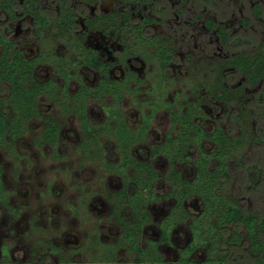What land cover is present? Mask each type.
<instances>
[{"label": "rangeland", "instance_id": "obj_1", "mask_svg": "<svg viewBox=\"0 0 264 264\" xmlns=\"http://www.w3.org/2000/svg\"><path fill=\"white\" fill-rule=\"evenodd\" d=\"M23 1L18 0V3ZM37 1L45 13L51 19L54 18L58 0ZM75 1L71 0V4ZM102 1L104 7L110 5V0ZM167 2L169 4L164 5L166 7L163 22L155 23V28L151 29V32L157 31L172 37L171 45L175 55L164 71L159 69L156 61L149 57L148 53L145 55L146 67L140 75L144 77V81L138 87L140 92L130 91L124 87V96L120 103L128 124L130 127H136L141 112L148 110L137 105L143 97L176 101L181 105L184 101L188 102L195 98L198 87L202 89L199 95H205L206 98L200 102L210 108L212 114L210 127L208 125L206 127L212 129L216 124L223 127L231 136L239 135L240 128L232 121L237 111L235 105L231 102L222 105L215 102L203 87L209 82L212 83L218 74L229 88L243 85L245 79L241 73L232 68L218 71L215 66L230 55L255 52L257 44L264 39V16L256 17L252 9L255 4L264 7V0ZM89 7L91 9L92 6ZM157 7L160 6L156 5L154 8ZM176 7L180 8L183 15H180V11L176 12ZM0 14H3L0 16L2 34L6 38H14L16 45L22 48L23 54L30 56L34 53L37 44L28 35L32 29L29 27L31 17L26 16L12 21L3 12ZM150 14H153L152 11ZM209 20L213 23L210 29L206 25V21ZM220 25L231 36L240 37L242 44L237 46L222 44L215 31ZM97 35V32L89 33L84 40L85 44L99 47L101 40ZM43 37L37 43L46 50L63 46L62 39L55 35ZM133 49L134 55L140 57L143 47L134 44ZM50 70V68L46 71L39 70L37 75H48ZM84 76L89 83H94L97 77L90 71L84 72ZM126 85L128 88L132 87L133 81ZM7 94L8 85L0 83V97ZM241 96L251 112L246 125L248 137H262L264 80L258 85L245 87ZM39 106L42 113L50 114L61 122L58 152L54 153L48 145L37 146L34 143L32 138L42 127L39 118L28 122L29 130L16 141L15 152L20 155L18 158L0 150L4 190L0 200L5 202V206L0 202V264H28L32 260L42 264H57L60 261L71 264H99L96 259L98 257L92 252L89 253L88 249L92 248L90 242L95 236L103 242H112L117 237V229L107 216L108 208L102 196L104 190L109 192L117 190L120 178L101 171L94 163L82 162L79 159L76 144L80 136L74 115L60 118L59 109L44 97L39 98ZM88 116L93 122L103 118V111L96 101L91 100L88 103ZM151 127L148 138L142 145L146 152L144 156L139 154L140 157L150 158L148 145L161 142L165 132L169 130V117L163 109L157 111ZM203 148L212 150L208 142L203 144ZM106 152L107 155H114L112 144L106 143ZM188 154L194 159L196 150L192 149ZM153 162L157 171L162 173L167 170L166 158L158 157ZM228 164L230 178L229 182H225L222 193L235 200L244 211L264 215V144L250 139L243 149H239L228 158ZM176 169L181 171L186 179L191 178L194 173L191 162L177 163ZM252 170L255 172L253 176H249ZM156 187L158 195H165L168 191V184L165 182H159ZM186 204L190 213L200 208L199 202L194 198L189 199ZM171 206L172 202L165 198L149 205L151 223L145 229V239L158 238V223ZM231 232L245 235V230L241 226L228 228L226 237ZM188 239L186 227L179 226L173 232L172 245L182 247ZM50 246L57 247L59 251L49 253ZM245 248L246 245L241 244L239 247L229 249V264H251ZM5 250L8 256L5 255ZM161 252L164 264H177L174 248L164 245L161 246ZM47 253L50 255L45 257L44 254ZM202 258V253L193 257L195 261ZM129 261L121 251L117 264H131Z\"/></svg>", "mask_w": 264, "mask_h": 264}, {"label": "trees", "instance_id": "obj_2", "mask_svg": "<svg viewBox=\"0 0 264 264\" xmlns=\"http://www.w3.org/2000/svg\"><path fill=\"white\" fill-rule=\"evenodd\" d=\"M83 1L92 2L94 0ZM135 1L141 3L152 0ZM58 2L60 12L54 21L49 20L47 13L37 0H24L22 3H18V0H0V12L11 19L17 17L16 12L18 11L29 13L34 19L35 34L40 37L48 31V27L53 30L60 28L64 34H69L74 18L71 13L72 8L68 5V0H58ZM252 10L255 16H264L262 5L255 4ZM108 20L106 17L99 16L90 20V24L93 27L97 25L104 30L107 24L110 25L111 21ZM212 26L210 22V27ZM218 34L223 43L232 46L242 44L240 37L230 36L222 26ZM137 37L145 41L148 47L156 45L155 56L161 67L169 62L172 51L168 42L155 43L152 39H145L140 33ZM80 51L85 52V49L80 48ZM41 54L33 60L25 59L14 47V42L2 34L0 23V83L8 85V94L0 97V150L17 158L16 141L26 132L29 120L40 116L37 97L42 94L54 99L58 97L55 86L50 83L40 84L33 78L35 64L45 59ZM80 55L82 54L78 56ZM51 56L50 58H53L55 54L52 52ZM56 61L59 62L58 74L63 78L65 85L61 89L62 98L59 99L61 106L66 113L75 114L80 129L81 137L76 147L80 160L94 163L101 171L117 175L122 183L119 191L106 196L111 208L110 217L120 228L119 242L108 245V249H105V246L99 244L96 238L91 240V246L98 248L103 246L101 253L103 261H110L112 250L120 246L134 252L140 259H157L154 257L155 244L153 242H148L146 247H142L141 232L150 222L149 203L158 201L156 183L163 179L170 185L167 197L174 200V205L159 224L160 241H169L174 227L186 225L191 234V243L186 254L189 255L195 249L204 250V264H229V249L239 247L241 244L246 245L245 252L251 264H264V215L259 216L251 211H244L235 200L233 201L222 193L225 182H229L230 178L226 158L244 143L243 136L228 137L221 127H217L211 134L202 132L192 121L195 115L200 114L196 101L183 103L177 109L175 106L179 103L177 104L176 101L138 103L139 107L148 106L149 111L143 113L137 127L131 128L120 107L124 87L130 90L127 85L110 81L107 75H104L96 86L89 87L80 82L78 90L70 94L66 87L68 82L75 77L69 72L70 67H74L73 61L68 62V67L63 66L62 61L57 58ZM83 61L95 70H103L105 66L93 51L86 52ZM224 62L225 66L234 67L245 76L246 85H255L264 78V40L255 53H238ZM198 90L199 88L196 89L197 92ZM106 94L112 99L108 104L104 102ZM210 94L222 100L234 102L238 100L240 90L226 88L218 74L215 77V83L210 86ZM89 98L96 99L103 107L106 117L101 123L93 124L87 117L86 106ZM159 108L167 112L170 129L162 144H153L150 148L152 157L163 155L168 159L169 168L163 174L155 169L152 159L145 160L136 154L144 156L145 149L138 145L144 143L150 129L151 119ZM43 120L44 128L34 137V142L37 146L49 144L56 153L59 124L50 117H43ZM202 139L211 140L216 148L211 153L199 149L193 161L194 177L191 180L183 179L173 165L175 162L188 160L190 157L186 152L189 145H199ZM254 139L264 142V134L262 138L255 137ZM106 143L114 145L116 158L107 155L104 147ZM254 169H256L255 166ZM254 172L255 170H252L249 176H253ZM3 191L0 181V197ZM191 196L197 197L202 203V212L196 217L190 216L183 206V203ZM0 202L5 206V202L2 200ZM237 226L244 228L245 235L231 232L226 237L228 228ZM55 250L50 246L48 252ZM46 255L49 253L44 254L45 257ZM33 264H42V262H33Z\"/></svg>", "mask_w": 264, "mask_h": 264}, {"label": "flooded vegetation", "instance_id": "obj_3", "mask_svg": "<svg viewBox=\"0 0 264 264\" xmlns=\"http://www.w3.org/2000/svg\"><path fill=\"white\" fill-rule=\"evenodd\" d=\"M167 1L168 0H152V1L141 2L140 3V2L135 1V0H127V1L126 0H110V2H109L110 5L109 6L107 5L108 7H104L102 0H94L92 2H85L83 0H76L74 4H71V0H68V2H69L68 5L71 6V8H72L71 13H72V15L74 17L73 18V25H72V28L70 30V33L69 34H64L60 28L57 29V30H53V29L48 27V31L44 32L43 35H50V36L55 35L56 37L61 38L62 41L64 42L63 46L61 48H56V49L55 48H51V49H48V50L40 47L39 44L37 43L39 40L41 41L42 37H40V36L35 34L36 28H34V19H33V17L29 13H23L21 11H18L20 13L16 12L17 17L15 19H12V21H16V20L24 18L26 16H30L31 17L32 22H30L29 27H31L32 29L29 31L28 35H30L32 37V39L35 42V44H37L36 45L37 47L35 49V52L32 53L30 56H28L26 54H23L22 48H20V47H18L16 45V43L14 41V38L13 39L12 38L11 39L7 38V39H9V40L14 42V47L17 48L19 50V52L21 53V55L27 60H33V59L39 57L40 54L42 53L41 55H43V57L45 59L42 60V61H39V62H37L35 64V66L33 68V73H32L33 78H34V80L36 82H38L40 84L50 83L51 85L55 86L57 88V95H58L57 99L50 98V97H48V96H46L44 94L39 95L37 97V106H38V111L40 113V116L30 119L29 122L31 120H33V119L39 118L42 121V127L40 128V130L37 133L34 134V136L32 138L33 141H34V137L36 135H38L44 128V124L45 123H44L43 117H50L52 120H55V121L58 122V124H59V132H58L57 143H58V140H59V137H60V133H61V129H62L61 122H60L59 119L54 118L50 114H45V113H42L40 111V106H39V98L40 97H44L45 99H47L50 102H52L53 104H55V106L59 109L58 114H59L60 118H63L65 116H67V115L72 114V115H74V117H75V119L77 121V118H76L74 113H66L64 111L63 107L61 106V101L59 99L62 98L61 97V93H62L61 89L64 88L65 85H64L63 78H61L59 76V74H58V69H59L58 68V65H59L58 63L59 62L56 61V58L59 59L60 61H62L63 66H67L69 61H73L74 67H70L69 72L73 73L75 75V77L72 78L68 82L67 87H66V90L70 94H74L78 90L80 82H83L84 84H86L89 87L96 86L98 84L99 80L104 77V75H107V78L110 81H114L116 83L119 82V83L125 84V85L128 84V82H132L133 81V86L129 87L130 90L131 91L135 90L136 92H140V90L138 89L139 84L144 81V77H142L140 75H141V73H143V71H144V69L146 67V63L144 62V58H145V55L147 53H148L149 57H152L156 61V64H157V66L159 67V69L161 71H164L167 68L168 64L172 61V59H173V57L175 55V51H174V49H173V47L171 45L172 44V41H171L172 37L166 36V35H162L161 33H158L157 31L151 32V29L155 28V26H154V25H156L155 23H162L163 22V14L165 12V7H166L164 5H166V4L168 5L169 4ZM179 1L181 3H184L187 0H179ZM150 4H152V6ZM156 5H159L160 7L154 8ZM89 6H92L91 9H90ZM176 8H177L176 12L178 13V11H180V8L179 7H176ZM56 11L57 12L55 13L54 18L51 19L48 16L49 20L54 21L56 16H57V14L60 12L59 2L57 3ZM150 11H152L153 14H150ZM158 13H160V14H158ZM181 14L183 15V12H181L180 15ZM99 16L100 17H106L107 20L109 19L108 20L109 22L111 21L110 25L107 24V26H106V28L104 30L99 28V27H97V25L95 27H93L90 24L91 23L90 20H93V19H95V18H97ZM206 25L210 29V20L206 21ZM220 26H217V28L215 29V31L217 33V37L219 38V40H220V42L222 44H227V43H223L221 41L220 36L218 34V30H219ZM223 30L225 32H228L224 28H223ZM91 32H97V34H98L97 37H98V39L100 38V40H101V44H100L99 47H90V46L85 44L84 40L87 37V35L89 33H91ZM139 33L145 39H152V41L155 42V43H160L161 41L163 43L168 42L169 45H170L171 51H172V56H171V59L169 60V62H167L163 67H161L159 62H158V60H157V58H156V56H155V46L156 45L153 44L152 47L151 46L148 47V45H147V43L145 41H141L140 38L137 37V35ZM229 35H230V33H229ZM43 38H45V36ZM262 41L257 44V49L255 50V52L258 50V47L262 43ZM134 44L135 45H139V46L141 45L143 47V52L141 53L140 57L137 56V55H134V49H133V45ZM80 48L85 49V52H81ZM90 51L95 52L96 56L101 59L102 63L105 65L103 67V70H95V69L87 66L86 64H84V61H83L84 60V55H86V52H90ZM52 52L55 54V57L50 58V57H52L51 56ZM239 53H241V52H239ZM79 54H82V55L78 56ZM236 54H238V53H236ZM233 55H235V54H233ZM233 55H230L228 57L223 58L221 63H219V65L215 66V67H217V70L218 71L219 70L222 71L225 68H232V69L238 71L234 67L225 66L224 65V63H225L224 60L228 59L229 57H231ZM48 67L51 69L50 71H48V75L47 74H45L43 76H38L37 75L39 70H42V69L45 70V71L47 69L49 70ZM87 71H90L91 73H94V74L97 75L94 83H89V82L86 81V78L84 76V72H87ZM244 79H245V76H244ZM263 80H264V78L260 79L258 81V83H256L255 85H258ZM221 81H222V78H221ZM214 83H215V78L212 81V83L209 82L208 84L204 85L203 89L207 91V95L211 96V98H213V100L215 102H217V103H219L221 105L226 103V102H228V101L222 100V99H220L218 97H215L214 95L210 94V86L213 85ZM222 84L228 89H232V90L239 89L240 90V95H238V100H235L234 102L229 101V102L233 103L235 105L236 109H237L236 114L232 118V121L234 123H236L239 126V128H240L239 129L240 130V134L237 135V136H243L242 138L244 140V143L240 144L238 146V149L235 152H238L239 149H243L250 139L260 143V141L254 139L255 138L254 136L253 137H251V136L248 137V133L246 132V125H247V123L249 121V118L251 117V112L246 107L247 104L244 101V99L242 98L241 92H242V90H244L245 87H250V86L245 84V80L243 82V85L239 86V87L229 88V87H227L225 85V83L223 81H222ZM255 85H253V86H255ZM201 90L202 89L199 88L198 92L196 91L195 98H193L192 100L188 101V102H191V101L198 102V105H199V108H200V114L199 115H195L193 117L192 121H193V123L195 125H197L201 129L202 132H204L206 134H211V133H213L215 131V129L217 127H221V126L215 124L212 129L209 128L210 127V119H211L212 114L210 112V108L205 107L204 105H202L203 102L202 103L200 102L201 99H203L204 101L206 100L205 95H203V96L199 95V92ZM107 96H108V94L105 95V99H104V102L106 104H108V103H110L112 101V99L107 97ZM91 100L96 101L99 104V106L101 107V109L103 111V118L100 121H97V122L91 121V119L88 116V104L86 106L87 117H88L89 121L91 123H93V124L101 123L106 117V114H105V112L103 110V107L101 106L99 101H97L96 99H93V98H89L88 103ZM146 101L156 103L157 101H161V100H159V99L153 100L152 98L143 97L142 100H140V102H137V105H138V103L146 102ZM120 103H121V100H120ZM184 103H186V101H184ZM181 105H183V104H181ZM181 105L179 103L177 106H175L176 109H177V107H181ZM144 107L147 108L148 110L141 112V118H142L143 113H147L149 111V107L148 106H144ZM160 109H163V108H159L158 110H160ZM157 111L155 112V115H156ZM155 115L153 116V118L155 117ZM263 115H264V113H263ZM124 116H125V114H124ZM235 117H238V118L236 119ZM141 118H140V121H141ZM153 118L151 119L150 129L147 132V136H146V139H145L144 143L146 142V140L148 138V134H149V132H150V130L152 128L151 127V123H152ZM125 119H126V117H125ZM140 121H139V123H140ZM126 122H127V119H126ZM77 123H78V121H77ZM139 123H138V125H139ZM127 124H128V122H127ZM206 125H208L209 127H206ZM131 128H135V127H131ZM221 128L226 132L228 137H231V138L237 137V136L229 135L227 133V131L223 127H221ZM169 129H170V119H169ZM27 130H29V123H28ZM78 131H79V136L81 137L79 125H78ZM167 132H165L164 137H163L161 142H159V143L158 142L157 143H150L148 145V149L147 150L150 152L149 153V157L150 158H148V157L144 158L143 157L145 160L152 159V162H153L154 159H156L158 157L166 158L163 155H158L156 157H152L151 156V148H150V146L153 145V144H157V145L162 144L164 142V138H165V135H166ZM24 134H25V132H24ZM172 134H174V132H172ZM256 138H262V137H256ZM79 140H80V138H79ZM79 140L77 141V144H78ZM205 142H208L212 146V150H205L203 148V144ZM144 143H140L138 146L142 147V145ZM261 143L264 144V142H261ZM77 144H76V147H77ZM45 145L50 146L52 148V150H53V147L51 145L44 144L42 146H45ZM15 146H16V144H15ZM104 147H105V150H106V144H105ZM112 147H113V151H115L113 144H112ZM142 148H144V147H142ZM215 148H216V145L211 140H208V139H202L201 142L199 143V145L190 144L189 148L187 149L186 154L190 157V155L188 153L192 149H194V150H196L195 158L192 159L190 157L188 160L175 162V164L173 165L174 169L179 171L178 169H176V164L177 163L184 164V163H187V162H191V165H192L193 171H194L193 161L196 159L199 149H201L202 151H205L207 153H209V152L211 153V152H213L215 150ZM55 149H56V154H57V152H58L57 145H56ZM144 149H145V152H146V148H144ZM76 151H77V148H76ZM134 151L136 152V149H134ZM53 152H54V150H53ZM233 154H234V152L232 153V155H230V157L233 156ZM19 156L20 155H18V157ZM110 156L112 158H116L115 154L114 155L111 154ZM137 156L140 157L138 153H137ZM230 157L226 158L227 163H228V158H230ZM166 160L168 162V166H167V170H168L169 161H168L167 158H166ZM82 162H84V161H82ZM153 165H154V162H153ZM0 166H1V164H0ZM154 167H155V165H154ZM228 170H229V164H228ZM166 171H164V172H166ZM164 172H162V174ZM179 172H180L181 177L183 179H186V178H184L182 176L181 171H179ZM1 173H2V167H1ZM194 174H195V172L193 173V176L191 178L186 179V180H191L194 177ZM0 181L2 183L1 174H0ZM159 182L167 183L165 180L160 179L156 183V186H157V184ZM121 185H122V183H121V180H120V185L117 188V190L111 191V192L104 190V192H103V196L102 197H103V200L106 203L107 208H108L107 216H108L110 221L114 224V226L117 229V237L112 242H103L98 237H96V236L94 237V238H96L99 241V244L105 246V249L107 248L108 245L117 244L119 242L120 228L117 226V224L114 221V219L112 217H110L111 208H110V205H109V202H108L106 196L108 194H112L114 192L119 191L120 188H121ZM2 186H3V184H2ZM156 186H155V188H156V196L158 197V201H152V202L149 203V205L151 203L160 202V201H162L165 198V199L170 200L172 202V206H173L174 205V200L169 198V197H167V194L170 191V185L168 184L167 193L165 195H162V196L157 194L158 192H157V187ZM191 198H194L195 200H197L199 202L200 208H199V210H196L195 212H191L190 213L189 209L187 208L186 202L189 199H191ZM149 205H148V209H149ZM172 206H171V208H172ZM183 206H184L185 210L187 211V213L190 216H193V217L199 216L200 213L202 212V203L195 196H191L190 198H188L183 203ZM170 209H169V211H170ZM149 211H150V209H149ZM169 211H168V213H169ZM168 213L160 220V222L168 215ZM160 222L158 223V232H159L158 238L154 239V240L153 239L152 240L145 239L144 238L145 229L151 223V211H150V222L144 226V228L142 229V232H141V240H142V244L141 245H142V247H146L148 242H153L155 244L154 257L155 258L157 257L158 260L157 259H150V258L149 259H145V258L140 259L134 252H131V251L125 249L124 247L120 246L116 250H112L113 252L110 254L111 256L109 257L112 260L110 259V261L105 262L101 258V253L103 252V246L100 247V248H98L96 246H91L92 245V241L90 242L91 245L89 244L92 248L88 249L89 250L88 252L89 253L92 252L93 255H96V257H98L96 259L98 260L97 263H99V264H117L119 262V253L121 251L124 252V254L126 255V259L130 260L129 262L131 264H164V257H163V254L161 252V246L165 245V246H169L171 248H174V250L176 252L175 262L177 264H204V262H205L204 250L195 249L194 251L189 253V255L186 254L187 249H188V247H189V245L191 243V234H190V232L188 230V227L186 225H177L176 227H174L172 229V231L170 233L169 241H160L161 240V231H160V228H159ZM179 226L186 227V229H187V231L189 233V239L182 247H173V245H172L173 244L172 243L173 232ZM94 238H92V239H94ZM52 248L56 249L53 252L59 251V249L57 247L52 246ZM80 249H85V248H80ZM105 251H107V250H105ZM198 253H202L203 258L200 261H195L193 259V257H194V255H196ZM5 255L8 256L6 250H5ZM33 262L37 263L36 261L32 260L28 264H33ZM57 264H71V263L70 262L60 261V263H57Z\"/></svg>", "mask_w": 264, "mask_h": 264}]
</instances>
